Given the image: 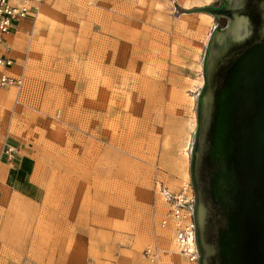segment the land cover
I'll use <instances>...</instances> for the list:
<instances>
[{
  "label": "rangeland",
  "instance_id": "obj_1",
  "mask_svg": "<svg viewBox=\"0 0 264 264\" xmlns=\"http://www.w3.org/2000/svg\"><path fill=\"white\" fill-rule=\"evenodd\" d=\"M214 1L43 0L9 34L24 83L0 88V150L15 137L51 164L52 196L36 205L0 194V264H148L150 242L166 249L162 264L194 263L159 219L166 190L194 199L214 27L212 14L178 9Z\"/></svg>",
  "mask_w": 264,
  "mask_h": 264
},
{
  "label": "water",
  "instance_id": "obj_2",
  "mask_svg": "<svg viewBox=\"0 0 264 264\" xmlns=\"http://www.w3.org/2000/svg\"><path fill=\"white\" fill-rule=\"evenodd\" d=\"M216 2L177 8L214 16L189 160L197 263L264 264V0Z\"/></svg>",
  "mask_w": 264,
  "mask_h": 264
},
{
  "label": "built area",
  "instance_id": "obj_3",
  "mask_svg": "<svg viewBox=\"0 0 264 264\" xmlns=\"http://www.w3.org/2000/svg\"><path fill=\"white\" fill-rule=\"evenodd\" d=\"M43 0H0V88L13 86L18 89L24 83V73L14 70L15 59L11 54L10 46L7 44L6 36L13 31L18 22L24 18H35L38 14ZM8 158L12 157L14 149L11 145H5L3 149ZM168 207L159 219V226L164 228L170 226L174 248L183 254L188 260L197 262L198 251L194 236V218L191 205L193 196H188L186 188L176 192L166 190ZM191 236L195 250L187 249V238ZM166 249L157 243H147L143 248L142 255L148 264H162V256Z\"/></svg>",
  "mask_w": 264,
  "mask_h": 264
},
{
  "label": "crops",
  "instance_id": "obj_4",
  "mask_svg": "<svg viewBox=\"0 0 264 264\" xmlns=\"http://www.w3.org/2000/svg\"><path fill=\"white\" fill-rule=\"evenodd\" d=\"M36 17L21 19L16 28L10 33L15 32L23 20L29 19L34 21ZM9 34L6 36V41L10 46L12 56L15 57L9 42ZM21 69L24 73L22 64L18 66L15 62L14 70L20 71ZM2 96H4L3 93ZM5 145H11L14 149L11 158H8L3 151ZM52 168L51 164L41 161V158L34 151L26 148L25 143L19 141L17 138L13 137L9 142L5 140L0 150V194L15 195L17 199H22L36 205L42 199L47 201L50 198L51 200L52 193H50L49 197L48 192L51 190ZM47 208L45 207V220L48 216V211L51 209ZM48 224V221H46V225ZM48 232L52 233V230L49 229Z\"/></svg>",
  "mask_w": 264,
  "mask_h": 264
},
{
  "label": "flooded vegetation",
  "instance_id": "obj_5",
  "mask_svg": "<svg viewBox=\"0 0 264 264\" xmlns=\"http://www.w3.org/2000/svg\"><path fill=\"white\" fill-rule=\"evenodd\" d=\"M229 2L230 0H217V2L214 5H212V7L220 8V10L221 9L226 10L227 8H230ZM215 17H216V27H215L214 33L217 32L221 28H225L230 21L229 17L225 14H217L215 15Z\"/></svg>",
  "mask_w": 264,
  "mask_h": 264
},
{
  "label": "bare ground",
  "instance_id": "obj_6",
  "mask_svg": "<svg viewBox=\"0 0 264 264\" xmlns=\"http://www.w3.org/2000/svg\"><path fill=\"white\" fill-rule=\"evenodd\" d=\"M5 87H9V86H5ZM13 87V86H12ZM22 87V86H21ZM15 89H17V90H19L18 88H16L15 87ZM21 89V88H20ZM187 249H188V251H190V252H192V251H194L195 250V244H194V241H193V239H192V237L191 236H189L188 238H187ZM175 250L178 252V249L177 248H175ZM179 253V252H178ZM179 254H181V253H179ZM182 256H184L183 254H181ZM185 257V256H184ZM188 260V259H187ZM188 261H191V260H188ZM191 262H194V264L196 263V264H198L197 262H195V261H191Z\"/></svg>",
  "mask_w": 264,
  "mask_h": 264
}]
</instances>
